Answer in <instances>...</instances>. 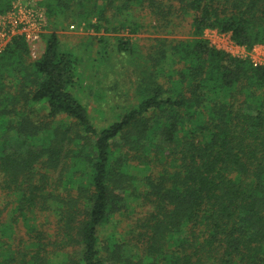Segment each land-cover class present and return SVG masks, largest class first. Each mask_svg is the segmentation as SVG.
Returning a JSON list of instances; mask_svg holds the SVG:
<instances>
[{
    "label": "trees",
    "instance_id": "16d2710c",
    "mask_svg": "<svg viewBox=\"0 0 264 264\" xmlns=\"http://www.w3.org/2000/svg\"><path fill=\"white\" fill-rule=\"evenodd\" d=\"M15 0H0V16ZM50 33L0 52V264H264V0H40ZM150 22L147 23V19ZM188 22V38H177ZM147 26L140 98L99 127L58 32ZM24 229L23 239L17 234ZM23 244L20 262L8 247ZM14 251V252H13Z\"/></svg>",
    "mask_w": 264,
    "mask_h": 264
},
{
    "label": "rangeland",
    "instance_id": "374dc122",
    "mask_svg": "<svg viewBox=\"0 0 264 264\" xmlns=\"http://www.w3.org/2000/svg\"><path fill=\"white\" fill-rule=\"evenodd\" d=\"M16 2V0L14 1ZM13 2V3H14ZM147 23L150 22V18ZM71 28L68 26L59 30L58 39L64 51L71 52L77 60V83L75 92L81 103H83L93 121L102 127L108 124L116 111L135 105L140 98L138 84L142 78V65L144 56L152 51L151 45L156 34L149 26L134 36V51L132 54L118 49L117 36H125L124 32H95L87 24H76ZM47 26L42 33L41 49H44V37L50 33ZM189 26L186 21L178 29L177 38H188ZM220 33V34H219ZM205 30L204 36L213 44L221 48L233 50L237 56L249 57L256 55V50L264 60V43L255 45L251 51H235L230 33ZM26 231L20 228V237H24ZM26 234V233H25ZM8 247L14 250L17 263L20 262L24 252L23 244L18 240H12Z\"/></svg>",
    "mask_w": 264,
    "mask_h": 264
},
{
    "label": "built area",
    "instance_id": "2783aa9c",
    "mask_svg": "<svg viewBox=\"0 0 264 264\" xmlns=\"http://www.w3.org/2000/svg\"><path fill=\"white\" fill-rule=\"evenodd\" d=\"M39 1L16 0L13 3L12 9L0 16V52L14 36L22 35L28 42L31 58L38 59L42 55L44 51V49H41L42 33L47 26V17L44 10L38 5ZM71 28H74V26L72 25ZM207 30H212V32L218 31L216 29ZM221 35L223 34L221 33ZM215 47L223 49L234 56L238 55L233 50L225 47L221 48L217 44ZM233 48H235V51L246 50V48L234 42ZM251 60L254 65L264 64V60L261 59L257 50L256 55L252 56Z\"/></svg>",
    "mask_w": 264,
    "mask_h": 264
}]
</instances>
